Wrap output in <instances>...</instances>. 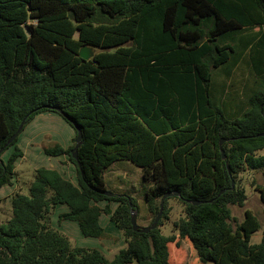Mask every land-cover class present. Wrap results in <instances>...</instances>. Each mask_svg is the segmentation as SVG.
<instances>
[{
	"label": "trees",
	"instance_id": "16d2710c",
	"mask_svg": "<svg viewBox=\"0 0 264 264\" xmlns=\"http://www.w3.org/2000/svg\"><path fill=\"white\" fill-rule=\"evenodd\" d=\"M84 46L94 51L88 60L79 55ZM247 52V105L242 115L227 116L211 94L213 71L227 65L230 73ZM46 111L75 130L73 146L55 144L45 153L68 155L78 185L57 170L36 169L28 192L11 197V216L0 222V264H167L170 237L160 225L171 197L157 227L143 233L131 223L136 199L105 194L106 168L123 160L150 183V224L164 194L180 193L173 196L184 205L180 233L201 264L214 263L216 245L225 251L218 264H264V232L250 242L260 222L236 221L231 208L247 200L238 183L242 166L264 169V156L254 157L264 149V0H0V149ZM75 125L82 134L77 160ZM22 154L16 147L6 162L0 155V187L11 183ZM100 201L117 206L101 208ZM58 204L68 207L59 219L77 222L86 237L105 235L100 217L108 214L126 247L109 260L98 249L73 246L51 225Z\"/></svg>",
	"mask_w": 264,
	"mask_h": 264
},
{
	"label": "rangeland",
	"instance_id": "374dc122",
	"mask_svg": "<svg viewBox=\"0 0 264 264\" xmlns=\"http://www.w3.org/2000/svg\"><path fill=\"white\" fill-rule=\"evenodd\" d=\"M248 55L249 52L246 53L232 71L230 70V88L227 96L224 94V97L219 100L213 97V100L221 106L227 116L242 115V108L247 105L248 91L246 87L248 88L253 83L252 71L250 74V69L244 62L245 59H248ZM227 70L229 72L228 66L224 65L213 71L212 76L214 79L217 78L219 80L216 82V90L218 92L221 76L225 77ZM71 133L75 135L74 129L60 114L51 111L41 112L25 126L24 130L18 135L15 145L3 152L1 158L5 162L16 147L24 152V157L15 164V173L11 179L13 185L10 183L6 186L4 185L5 187L3 188L0 187V222H6L11 216L10 197L17 192L25 194L28 192L29 185L35 179L36 169L40 167L52 169L60 167L62 170L65 168L62 163L65 155L51 156L45 153V149L55 144L62 146L70 140ZM254 155V157L264 156V149L255 152ZM242 168L243 170L238 176V183L245 189L247 200L244 206L232 205L231 208L236 221H241L244 218H256L260 222L261 227L258 230H254L256 223L251 225L254 231L251 232L250 242L254 244L261 241L264 232V201H262L264 188H261L264 186V169L254 170L247 167L246 164ZM104 176L109 191L114 194H130L136 199L138 208L134 211L136 212L137 224L141 226L150 225L153 214L147 206L145 200L146 188L144 187H148L150 183L143 181L141 168L130 161H117L106 168ZM8 192L10 194H6ZM111 203L116 208L117 203L115 201ZM60 208L53 209L51 215V217L54 215L53 227L63 231L67 224H72L75 231L72 232L69 239L73 246L98 249L109 260H112L120 249L126 247L122 231L109 220L108 214L103 213L102 219L105 235L100 238H94L84 236L75 221H59L57 214H59ZM168 209V217L167 219L164 218L160 225L162 232L170 237V241L167 243V264H201L195 257L188 239L180 233L185 225L184 205L177 198L171 197L168 199ZM233 241L234 237L232 234H228L225 237L224 245L229 246V250H231ZM214 254V263L209 262L208 264H218L225 257V251L220 245L214 247Z\"/></svg>",
	"mask_w": 264,
	"mask_h": 264
},
{
	"label": "crops",
	"instance_id": "0c3cea01",
	"mask_svg": "<svg viewBox=\"0 0 264 264\" xmlns=\"http://www.w3.org/2000/svg\"><path fill=\"white\" fill-rule=\"evenodd\" d=\"M219 76V75H218ZM221 76V75H220ZM230 73L228 72V70H227V75L225 76V77H223V76H221V79H220V86L218 87V88H220V89H218L219 90V93H217V94H215L214 93V91H217L216 89H217V86H216V82L217 81H219L217 78H215L214 79V77L212 76V91H211V94L214 96V98H218V100L219 99H222L223 97H224V95H221V93H223V90H225V92H227L228 93V89L230 88ZM226 96H227V94H226ZM52 112V111H51ZM67 122V121H66ZM68 123V122H67ZM71 126V125H70ZM72 127V126H71ZM73 128V127H72ZM74 129V128H73ZM75 131V130H74ZM75 135H76V133H75ZM75 135L73 134V133H71L70 134V140L69 141H67L66 143H64L63 145H62V147L64 148V149H67V148H70L71 146H73V144H74V138H75ZM61 146V145H60ZM22 151V150H21ZM22 156L21 157H19L18 159H17V161L18 160H20V159H22L23 157H24V152L22 151ZM65 155V157H64V160L62 161V163H63V165H64V169H62L61 170V168L59 169V168H55L54 167V170H57L64 178H66V179H68V180H70L73 184H75V185H78V177H77V172H76V167L74 166V164L69 160V157H68V155H66V154H63V156ZM58 156H61V155H58ZM16 161V162H17ZM16 167V166H15ZM47 168V167H46ZM52 169V168H51ZM14 173H15V170H14ZM143 178V177H142ZM144 181V180H143ZM6 185H8V184H6ZM5 185V186H6ZM11 185H13V183H11ZM5 186H2V188L3 187H5ZM15 187V186H14ZM16 189V188H15ZM14 189V190H15ZM13 193V192H12ZM1 194V193H0ZM6 194H10L9 192L8 193H6ZM10 199H11V197H10ZM111 202H113V201H100L99 203H97V205L98 206H100L101 208H104L106 205H108L109 207H110V209L113 211V209H115L111 204ZM102 203H104V204H102ZM116 203V202H115ZM65 204H58V205H56V207H55V210L58 208V207H61L60 208V210L58 211V213L59 214H57V217H58V219H59V215L60 214H62V213H64V212H67L68 211V207H67V205L66 206H64ZM117 206V205H116ZM115 206V207H116ZM108 217H109V220H110V216L108 215ZM53 219H54V215L51 217V225L53 226ZM102 219H103V213H102V215H101V217H100V223L102 224ZM59 221H62V220H60L59 219ZM77 223V222H76ZM113 223V222H112ZM78 224V223H77ZM79 226V225H78ZM75 230H74V226H72V224H67V226L66 227H64L63 228V231H61L62 233H64L65 235H67L68 236V238H70V235L72 234V232H74ZM95 238V237H94Z\"/></svg>",
	"mask_w": 264,
	"mask_h": 264
},
{
	"label": "water",
	"instance_id": "95a60500",
	"mask_svg": "<svg viewBox=\"0 0 264 264\" xmlns=\"http://www.w3.org/2000/svg\"><path fill=\"white\" fill-rule=\"evenodd\" d=\"M24 30L28 36L31 35V32L29 31V28L27 26L24 27ZM79 55L83 59L88 60V59L92 58V56L94 55V51L91 47L84 46L80 49ZM54 109L64 115L63 111L60 108H54ZM263 116H264V112H263ZM23 128H24V125L21 124L19 126V128L16 130V132L8 139L6 146L11 144L17 138V136L22 132ZM75 128L77 130V136L75 139V146H74L73 150L71 151V154H72L73 158H75L77 160V152H78V148H79L81 141H82V134H81L80 128L77 125H75ZM259 135L264 136V132H262ZM225 140H227V139L222 138L220 140V143H219L220 147L222 146V144L224 143ZM6 146H4L0 149V155L2 154V152H4ZM221 153L223 154V158H225L224 150L222 148H221ZM105 194L108 196L114 195V193L109 191V190L105 191ZM179 195H180V193L177 191L165 193L163 198H162V201L160 203L159 212L157 213L152 224L147 225V226H141V225L137 224L136 212L134 210H132V212H131V223H132L133 229L141 231L143 233H148L149 231L155 229L157 227L161 217H162L164 200L168 197L179 196ZM191 202L195 205L200 203V201H196V200H193Z\"/></svg>",
	"mask_w": 264,
	"mask_h": 264
}]
</instances>
